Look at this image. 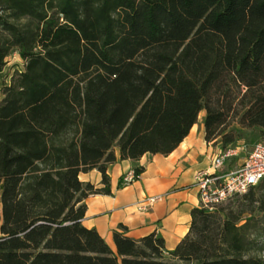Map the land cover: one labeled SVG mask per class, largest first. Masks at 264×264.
<instances>
[{"label": "trees", "instance_id": "trees-1", "mask_svg": "<svg viewBox=\"0 0 264 264\" xmlns=\"http://www.w3.org/2000/svg\"><path fill=\"white\" fill-rule=\"evenodd\" d=\"M13 52L24 68L0 87V264H264V177L193 207L171 249L124 224L110 244L80 202L111 192L115 146L169 153L202 110L207 141L264 138V0H0V70ZM93 167L102 186L78 177Z\"/></svg>", "mask_w": 264, "mask_h": 264}, {"label": "crops", "instance_id": "crops-1", "mask_svg": "<svg viewBox=\"0 0 264 264\" xmlns=\"http://www.w3.org/2000/svg\"><path fill=\"white\" fill-rule=\"evenodd\" d=\"M10 56L0 70V87L10 81L17 67L14 65L8 70ZM13 56L23 61L17 52ZM222 148L219 140L207 141L203 121L194 123L169 153L145 151L137 159L122 158L115 146L116 160L107 165L111 192L89 193L83 197L80 201L85 204L83 224L95 227L110 244H113L114 230L124 224L126 233L134 238L156 232L163 236L167 249L175 247L190 227L192 208L200 206L199 191L193 185L195 171L208 163L212 152ZM240 162V157H232L224 169L234 168ZM137 166H143L139 176L120 184L122 175ZM78 177L97 187L103 185V173L97 167L81 169ZM153 196L158 197L150 201Z\"/></svg>", "mask_w": 264, "mask_h": 264}, {"label": "built area", "instance_id": "built-area-1", "mask_svg": "<svg viewBox=\"0 0 264 264\" xmlns=\"http://www.w3.org/2000/svg\"><path fill=\"white\" fill-rule=\"evenodd\" d=\"M240 157L241 162L234 168L225 170L224 165L232 157ZM264 177V138L251 147L239 142L228 145L208 156V163L198 168L194 174L193 185L198 188L200 206L214 208L216 204L229 197L245 192L252 184ZM134 179V170L122 175L123 184ZM158 196L150 197L153 201Z\"/></svg>", "mask_w": 264, "mask_h": 264}, {"label": "rangeland", "instance_id": "rangeland-1", "mask_svg": "<svg viewBox=\"0 0 264 264\" xmlns=\"http://www.w3.org/2000/svg\"><path fill=\"white\" fill-rule=\"evenodd\" d=\"M14 53L15 52H13L12 54H11V56H10V58H9V60H10V65H9V67H8V70L9 69H11V67L12 66H17L16 68H24V63H23V61L19 58V56L17 57V59L13 56L14 55ZM8 60V59H7ZM16 60H18L19 61V63L18 62H16ZM15 68V69H16ZM14 69V70H15ZM13 70V71H14ZM204 110H202L200 113H199V117H198V120H197V122L200 124L202 121H203V116H204ZM253 135V134H252ZM253 137H249V138H247V139H245L244 141L246 142V145H247V147L249 148V147H251L252 146V144L255 142V141H257L258 139H260V138H256V139H252ZM256 190L257 191H259V192H264V184L263 185H261L260 187H258V188H256ZM253 252L254 253H259V254H263L264 255V236L261 238V245L259 246V247H257V248H255V249H253Z\"/></svg>", "mask_w": 264, "mask_h": 264}]
</instances>
